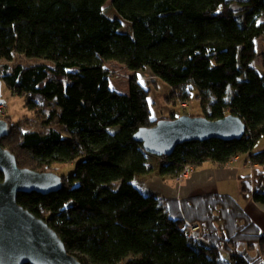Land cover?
I'll use <instances>...</instances> for the list:
<instances>
[{"label":"trees","instance_id":"16d2710c","mask_svg":"<svg viewBox=\"0 0 264 264\" xmlns=\"http://www.w3.org/2000/svg\"><path fill=\"white\" fill-rule=\"evenodd\" d=\"M107 1L0 0V61L7 62L0 80L32 110L53 102L50 119L62 126L28 130L7 120L1 144L20 167L41 172L78 160L58 191L20 193L18 203L46 220L82 264H252L197 240L165 199L134 182L152 171V155L134 135L163 118L153 117L150 86L138 74L147 70L171 86L172 103L195 98L203 116L235 114L247 125L239 140L179 145L162 157L161 176L243 155L264 166V150L253 152L264 136V73L254 65L264 0H112L132 33L107 15ZM16 55L49 63L15 62ZM106 60L136 72L128 92L111 88ZM252 198L264 205V185Z\"/></svg>","mask_w":264,"mask_h":264},{"label":"water","instance_id":"95a60500","mask_svg":"<svg viewBox=\"0 0 264 264\" xmlns=\"http://www.w3.org/2000/svg\"><path fill=\"white\" fill-rule=\"evenodd\" d=\"M242 118L229 114L218 120L184 114L162 118L151 127H141L134 138L147 153L170 156L190 141L239 140L246 133ZM10 124L0 118V264H82L68 252L58 233L42 218L18 203L20 193L58 191L63 178L53 171L20 167L15 154L1 144Z\"/></svg>","mask_w":264,"mask_h":264},{"label":"rangeland","instance_id":"374dc122","mask_svg":"<svg viewBox=\"0 0 264 264\" xmlns=\"http://www.w3.org/2000/svg\"><path fill=\"white\" fill-rule=\"evenodd\" d=\"M105 9L107 15L111 18H120L122 22L121 31L132 33V24L129 21L123 20L114 9L112 5V0H108ZM256 49L258 56L254 61V65L264 73V65L262 61V56L264 53V35L260 36L256 41ZM15 62H23L29 64L36 63H49L47 60L42 58L26 60L21 55H16L14 60ZM7 63L6 61H0V66ZM105 65L110 73V86L111 88L119 92H128L129 91V82L130 79L136 74L135 71L128 69V67L116 60H106ZM138 74L142 82L145 85L150 86V102L152 104V111L154 118H170V116L175 113L176 115L189 114L192 116H203V108L201 103L193 98L189 100L186 106H183L182 103H172L170 99H167V96L171 94V86L167 84L162 79H157L153 76L150 71H139ZM57 111L54 103H45L41 105L38 110H32L26 106L25 98L20 95H15L12 91L6 86L5 82L0 80V118L10 121L14 124H19L24 129H45L46 127H53L56 129H61L62 126L59 124L58 119H50L51 113ZM50 121V122H49ZM49 123V124H48ZM264 150V136L258 140L256 143L253 152H260ZM163 163L162 157L150 156L149 160L152 163L155 160H159ZM243 158L247 159V155H243ZM78 160L66 162V163H56L52 167V171L58 174L59 176L68 177L72 174L77 166ZM161 163V164H162ZM155 164V163H154ZM253 172L248 173V176L242 177L240 183L243 186L242 193L252 192L264 185V166L258 165L253 168ZM237 195V194H235ZM230 200L221 201L222 209L225 211L228 209L233 210L232 212L237 214V217L234 215L220 216L222 220L220 222L222 225L227 226V223H231V232H229L228 237L220 238V234L215 236L217 238V245H211L217 247L222 252L223 258H229L231 256L230 252L234 254L245 256L252 264H264V243L261 245L260 239H264V232L260 234V229L256 226L260 224L259 222L251 223L252 218L249 214H245L246 207L241 210L238 206H232ZM247 212H250V208H247ZM227 213V212H226ZM221 215V214H220ZM174 217V216H173ZM225 217L228 218L226 221ZM242 218L244 221L240 222L239 218ZM263 218V217H262ZM219 219V218H218ZM264 221V220H263ZM260 221V222H263ZM246 225H245V224ZM244 224V225H242ZM255 228L254 231L248 232V229H245V226ZM197 228H193V226ZM218 225V223H217ZM242 225V226H241ZM189 233L195 237L197 240L201 241L202 229L201 224H191L189 225ZM247 233V234H246ZM231 235V236H230ZM247 242V243H244ZM233 255V254H232Z\"/></svg>","mask_w":264,"mask_h":264},{"label":"crops","instance_id":"0c3cea01","mask_svg":"<svg viewBox=\"0 0 264 264\" xmlns=\"http://www.w3.org/2000/svg\"><path fill=\"white\" fill-rule=\"evenodd\" d=\"M154 163L149 160L152 171L136 176L134 182L144 192L165 199L172 216L184 219L188 225L201 224L202 243L217 245L215 236L220 234L219 237L222 239L229 236L232 230L231 223L228 222L227 226L222 225L220 216L228 214L237 217V214L231 209L227 208L225 211L222 209L221 201L224 199L230 200L232 206H238L241 210L246 207L245 214L250 213L251 223L259 222L260 227L259 225L256 227L260 229V234L264 232V205L253 200L254 190L251 193H242L244 185L240 183V179L248 176V173L253 172V168L258 166L252 164L249 158L239 156L225 166L207 161L186 177L161 176L159 174L161 158ZM247 208H250V212H247ZM225 219L228 220L227 217ZM239 221L244 220L240 217ZM249 225L251 224L245 226V229H248ZM254 229L251 226L248 232Z\"/></svg>","mask_w":264,"mask_h":264},{"label":"built area","instance_id":"2783aa9c","mask_svg":"<svg viewBox=\"0 0 264 264\" xmlns=\"http://www.w3.org/2000/svg\"><path fill=\"white\" fill-rule=\"evenodd\" d=\"M182 105H183V106H186V104H182ZM194 171H195L194 167H192V166H187V167L183 170V172H182V174H181V177H186V176L192 174ZM193 228H197V226L195 225V226H193ZM190 231H191V229H190ZM191 234H192V233H191Z\"/></svg>","mask_w":264,"mask_h":264}]
</instances>
